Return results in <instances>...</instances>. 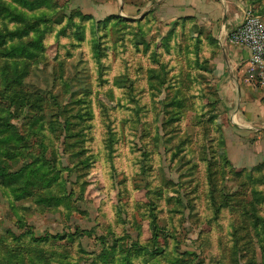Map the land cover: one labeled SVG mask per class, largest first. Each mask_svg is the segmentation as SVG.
Instances as JSON below:
<instances>
[{"label": "rangeland", "instance_id": "1", "mask_svg": "<svg viewBox=\"0 0 264 264\" xmlns=\"http://www.w3.org/2000/svg\"><path fill=\"white\" fill-rule=\"evenodd\" d=\"M121 1L137 14L0 0V34L44 46L0 72L20 93L0 96V172L24 168L0 175V264H264V175L228 166L218 136V45Z\"/></svg>", "mask_w": 264, "mask_h": 264}, {"label": "crops", "instance_id": "2", "mask_svg": "<svg viewBox=\"0 0 264 264\" xmlns=\"http://www.w3.org/2000/svg\"><path fill=\"white\" fill-rule=\"evenodd\" d=\"M77 8L104 19L117 12L131 16L137 9L122 6L121 0H76ZM258 0H156V15L168 26L189 19L209 32L218 45L214 63L216 87L225 108L228 125L221 129L223 155L234 169L251 172L264 168V90L247 79L248 53L228 41L231 31ZM264 3V1H262ZM97 7V9H96ZM264 20V14H263Z\"/></svg>", "mask_w": 264, "mask_h": 264}, {"label": "trees", "instance_id": "3", "mask_svg": "<svg viewBox=\"0 0 264 264\" xmlns=\"http://www.w3.org/2000/svg\"><path fill=\"white\" fill-rule=\"evenodd\" d=\"M254 8L252 10V13L254 15L263 16V14L255 11ZM10 15L11 14L9 13L8 17L10 20H13V19L16 20L19 17L16 15V17L14 16L15 18H13ZM183 23H193V22H191L189 19H184V20L180 21L179 23H175L172 26H176L177 24H183ZM17 33L14 34L13 32H8V34H0V61H1L0 63L2 65L1 66L2 68L0 70L1 73H3V70H5L6 67H10L12 65V60L26 59V60L32 61L39 55L40 52L37 53V51L43 52L42 50L44 49V46H43L42 40L35 39V38L33 39V36L31 34H28L27 32H25L24 34H23V32H21L20 34H17ZM25 38H28L30 41L23 43L22 40H24ZM213 41L216 44L214 39H213ZM14 63H15V61H13V64ZM14 67H15V69H17L16 66H14ZM15 69H11V71H12L11 74H6V75L4 74V76L7 78V80L6 79L4 80V83L6 85L5 87H8L7 90L10 89L11 93L14 92L13 90L16 86L20 85V80H19L20 77L17 75H13V70L15 71ZM17 71L20 72L21 70L17 69ZM10 75L12 76V78L9 77ZM1 81H2V79H1ZM7 81L9 84H7ZM19 95H20V93L16 94L15 92L13 93L12 96H9V97H7L3 94H0V96L7 97V100H10V101L15 100L16 102H18V99H16V98H18ZM39 100L42 102V99H39ZM59 111H61V110L59 109ZM8 114H9V112H8ZM57 119H58V116H57ZM6 122H7V119H3V118L0 119V130H4V128L12 129V126H10ZM48 125H49V127H52V129L55 128V125H59L63 129V128H65L66 122H65L64 126H62L63 124L60 125V122H58V121L52 122ZM218 136L221 139V131L220 130L218 131ZM9 137L10 136H6V138H4L3 140L9 139ZM17 140H19V138L16 137L14 134V139L10 140V141L13 143V145L16 146ZM227 164H228V166H230V164L228 162H227ZM23 169L24 168H20L16 172H14V171L6 172V170L1 169L3 171V173L0 172V175L3 179H4L6 174L10 175L12 178L17 177L18 175H20V173L23 171ZM4 173H6V174H4ZM253 173H255L256 175L258 173H261V174L263 173V175H264V168H257L255 170L251 171V175Z\"/></svg>", "mask_w": 264, "mask_h": 264}, {"label": "built area", "instance_id": "4", "mask_svg": "<svg viewBox=\"0 0 264 264\" xmlns=\"http://www.w3.org/2000/svg\"><path fill=\"white\" fill-rule=\"evenodd\" d=\"M232 45L248 53L247 79L258 89L264 90V20L248 10L242 22L228 36Z\"/></svg>", "mask_w": 264, "mask_h": 264}]
</instances>
